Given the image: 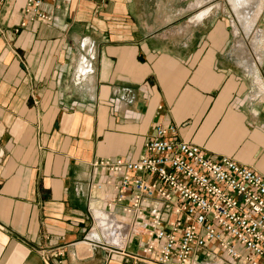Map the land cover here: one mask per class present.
Instances as JSON below:
<instances>
[{
    "label": "crops",
    "instance_id": "obj_1",
    "mask_svg": "<svg viewBox=\"0 0 264 264\" xmlns=\"http://www.w3.org/2000/svg\"><path fill=\"white\" fill-rule=\"evenodd\" d=\"M22 5L0 12V264H131L91 164L140 158L156 125L264 178V0Z\"/></svg>",
    "mask_w": 264,
    "mask_h": 264
},
{
    "label": "built area",
    "instance_id": "obj_2",
    "mask_svg": "<svg viewBox=\"0 0 264 264\" xmlns=\"http://www.w3.org/2000/svg\"><path fill=\"white\" fill-rule=\"evenodd\" d=\"M43 1L23 0V13L48 22ZM152 135L136 160L91 164L104 176L89 193L101 190L107 210L120 205L127 244L138 241L139 251L126 253L131 264H264V178L177 141L173 125Z\"/></svg>",
    "mask_w": 264,
    "mask_h": 264
},
{
    "label": "bare ground",
    "instance_id": "obj_3",
    "mask_svg": "<svg viewBox=\"0 0 264 264\" xmlns=\"http://www.w3.org/2000/svg\"><path fill=\"white\" fill-rule=\"evenodd\" d=\"M109 223H110V222H109ZM123 223H124V222H123ZM114 224H116V223H114ZM110 226H111V225H109V228H110ZM125 227H126V226H125ZM103 228H104V227H103ZM113 228H114V226H113ZM123 228H124V227H123ZM123 228H121V227H119L118 229L116 228L117 231H118V234H117V235H116V234H113V235H114L113 238H112V239H113V240H112L113 242L110 241V245L113 246L114 244H115V245H119V244H120V242H121V233H123L124 230H125V229H123ZM101 229H102V228H101ZM104 230H106V229H104ZM111 231H112V230H111ZM112 232H113V231H112ZM115 233H116V232H115ZM104 234L106 235V233H104ZM107 234H108V233H107ZM111 234H112V233H111ZM95 236H96V235H95ZM107 237H109V236H107ZM111 237H112V235H111ZM97 240H99V239L97 238ZM104 241H105V240H104ZM87 242H88V241H87ZM87 242H86V243L84 242V244H79L78 247L81 248V249H84L86 246H88V245H87ZM87 248H88V247H87ZM85 250H86V249H85Z\"/></svg>",
    "mask_w": 264,
    "mask_h": 264
},
{
    "label": "rangeland",
    "instance_id": "obj_4",
    "mask_svg": "<svg viewBox=\"0 0 264 264\" xmlns=\"http://www.w3.org/2000/svg\"><path fill=\"white\" fill-rule=\"evenodd\" d=\"M99 191V190H98ZM97 191V192H98ZM104 207H106L105 205H104ZM127 240V239H126ZM125 244H127V241H126V243ZM210 248L212 249V250H216L217 249V247H216V242L214 243V242H212V244H211V246H210ZM239 250H241V248H239Z\"/></svg>",
    "mask_w": 264,
    "mask_h": 264
}]
</instances>
